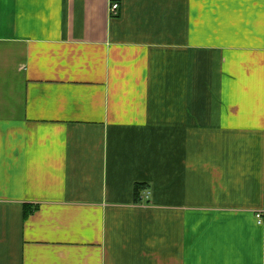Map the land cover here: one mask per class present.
I'll use <instances>...</instances> for the list:
<instances>
[{"label":"crops","instance_id":"crops-1","mask_svg":"<svg viewBox=\"0 0 264 264\" xmlns=\"http://www.w3.org/2000/svg\"><path fill=\"white\" fill-rule=\"evenodd\" d=\"M0 264H264V0H0Z\"/></svg>","mask_w":264,"mask_h":264},{"label":"trees","instance_id":"trees-1","mask_svg":"<svg viewBox=\"0 0 264 264\" xmlns=\"http://www.w3.org/2000/svg\"><path fill=\"white\" fill-rule=\"evenodd\" d=\"M147 187L146 184H137L136 187H135V194H136V197H139L141 192L143 190H145ZM27 210L25 211V215H28L30 213L31 210H29V208L27 207L26 208Z\"/></svg>","mask_w":264,"mask_h":264},{"label":"built area","instance_id":"built-area-1","mask_svg":"<svg viewBox=\"0 0 264 264\" xmlns=\"http://www.w3.org/2000/svg\"><path fill=\"white\" fill-rule=\"evenodd\" d=\"M119 9H120V4L118 2H113L110 7V12L112 15H116L118 14ZM257 217L260 221L261 214L260 213L257 214Z\"/></svg>","mask_w":264,"mask_h":264}]
</instances>
